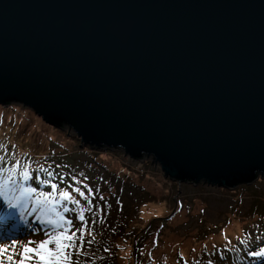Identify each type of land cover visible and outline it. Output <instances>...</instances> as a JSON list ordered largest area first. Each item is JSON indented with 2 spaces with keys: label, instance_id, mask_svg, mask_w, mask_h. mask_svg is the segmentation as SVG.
<instances>
[{
  "label": "water",
  "instance_id": "95a60500",
  "mask_svg": "<svg viewBox=\"0 0 264 264\" xmlns=\"http://www.w3.org/2000/svg\"><path fill=\"white\" fill-rule=\"evenodd\" d=\"M175 183L264 177V0H0V106Z\"/></svg>",
  "mask_w": 264,
  "mask_h": 264
},
{
  "label": "rangeland",
  "instance_id": "374dc122",
  "mask_svg": "<svg viewBox=\"0 0 264 264\" xmlns=\"http://www.w3.org/2000/svg\"><path fill=\"white\" fill-rule=\"evenodd\" d=\"M2 110L0 121L4 119L5 125L0 127V163H27L30 178L25 183L39 190L51 189L38 186L36 175L53 179L58 187L67 185L63 188L69 192V185L85 192L81 200L85 240L77 241L81 254L103 255L104 249H110L114 256L107 264H236L242 245L253 241L255 233L264 235V177L234 189L178 184L163 177L152 156L131 160L118 148L82 146L66 126H48L20 105L0 106V113ZM40 167L54 176L41 173ZM96 205H100L99 212ZM64 215L73 221L70 231L79 227L75 213ZM0 219V242L40 239L41 230L47 231L28 210L22 220L20 212L3 200ZM88 227L92 237L87 235ZM227 240H237L238 249L225 247ZM81 254L73 250V258ZM255 264H264V260Z\"/></svg>",
  "mask_w": 264,
  "mask_h": 264
},
{
  "label": "snow or ice",
  "instance_id": "6c2138e0",
  "mask_svg": "<svg viewBox=\"0 0 264 264\" xmlns=\"http://www.w3.org/2000/svg\"><path fill=\"white\" fill-rule=\"evenodd\" d=\"M40 172L50 178L54 176L43 167H40ZM29 178L30 170L27 163L22 165L18 161L11 164L7 161L0 163V200L16 208L22 220L24 211L28 210V214L34 215L41 225L47 227V231L41 230L43 238L40 239H29L24 242L12 239L0 242V264H73V250L76 255L81 254V247L77 241L85 240L86 225L83 214L85 209L81 203L85 192L72 185H69L71 188L69 192L66 188L58 187L53 179H42L40 175H36L35 180L39 184L47 185L51 189L39 190L38 187L25 183ZM72 179L75 181V177ZM71 193H76L81 199H76ZM88 195H92L91 189ZM69 205L74 207L70 209ZM88 207L91 210L90 204ZM100 210V205H96V211ZM69 211L75 213L76 221L81 222L73 231H70L74 227L73 221L64 215ZM36 231L33 229V233ZM77 233H80L79 237ZM87 235L93 236L91 227H88ZM87 243L90 244L91 240ZM104 251L108 252L109 249L106 248ZM248 255L264 257V247L249 252ZM208 264H211V261Z\"/></svg>",
  "mask_w": 264,
  "mask_h": 264
},
{
  "label": "trees",
  "instance_id": "16d2710c",
  "mask_svg": "<svg viewBox=\"0 0 264 264\" xmlns=\"http://www.w3.org/2000/svg\"><path fill=\"white\" fill-rule=\"evenodd\" d=\"M3 112H4V110L1 111L0 118H2ZM15 123L16 122H14V124ZM2 125L3 126L5 125L4 124V119L0 121V127ZM14 150H15V148H13L12 152L9 150L7 152V155L8 156L9 155H12V153H14ZM40 185L41 184H38V186H40ZM61 185H62V187H66L67 186V185L65 186L64 184H61ZM43 186H46V185H43ZM47 187H49V186H47ZM246 235H247V233H243L242 234V236H243L244 239H247L248 238V236H246ZM253 237H254V240L253 241H250V242L242 245L243 250L241 252V258H239L236 261V264H255L256 262H258V260H264V257H256V256L248 255L249 252L258 251L259 248L264 247V244L259 245L261 242L264 241V235L263 234L255 233V234H253ZM237 243H238L237 240H232V241L227 240L224 243V246L225 247L228 246L229 247L228 249H236L237 250L238 249ZM106 253H109L107 255V257H106ZM112 255L114 256L113 251L110 250V249H109L108 252H105V254H103V255H100V253H98V252H96V253L93 252L91 255L81 254L80 257L73 258V261H74L73 264H107L109 262V259L112 258Z\"/></svg>",
  "mask_w": 264,
  "mask_h": 264
},
{
  "label": "bare ground",
  "instance_id": "6f19581e",
  "mask_svg": "<svg viewBox=\"0 0 264 264\" xmlns=\"http://www.w3.org/2000/svg\"><path fill=\"white\" fill-rule=\"evenodd\" d=\"M3 217V216H2Z\"/></svg>",
  "mask_w": 264,
  "mask_h": 264
}]
</instances>
